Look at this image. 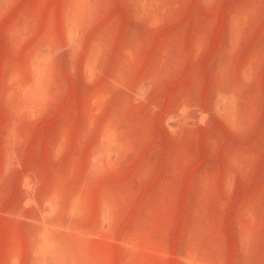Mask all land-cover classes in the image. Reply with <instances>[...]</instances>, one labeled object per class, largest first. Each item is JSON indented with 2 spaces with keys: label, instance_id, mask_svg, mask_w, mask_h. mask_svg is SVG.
Listing matches in <instances>:
<instances>
[{
  "label": "rangeland",
  "instance_id": "374dc122",
  "mask_svg": "<svg viewBox=\"0 0 264 264\" xmlns=\"http://www.w3.org/2000/svg\"><path fill=\"white\" fill-rule=\"evenodd\" d=\"M0 264H264V0H0Z\"/></svg>",
  "mask_w": 264,
  "mask_h": 264
}]
</instances>
